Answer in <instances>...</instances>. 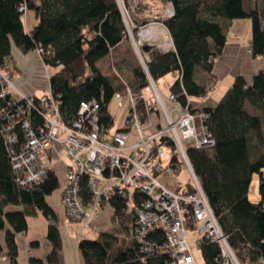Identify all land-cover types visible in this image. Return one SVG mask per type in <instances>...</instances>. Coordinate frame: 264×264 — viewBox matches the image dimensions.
Returning a JSON list of instances; mask_svg holds the SVG:
<instances>
[{"label":"trees","instance_id":"obj_1","mask_svg":"<svg viewBox=\"0 0 264 264\" xmlns=\"http://www.w3.org/2000/svg\"><path fill=\"white\" fill-rule=\"evenodd\" d=\"M160 1L163 6L172 3L174 16L159 20L148 15L141 19L131 13V19L136 29L158 22L168 30L173 50L152 54L147 70L155 81L171 73L180 75L170 92L178 96L182 105L189 99L205 97L211 89L208 83L198 82L197 73H210L214 66L210 59L222 54L227 42L226 23L249 19L252 57L264 59V0ZM23 6L37 20L30 32L26 30L24 12L20 11ZM140 10L149 12L147 6ZM127 38L117 0H0V66H10L15 75L12 46L23 54L43 47V62L52 69L51 91L66 122L77 115L82 102L103 99L101 120L105 125H114L109 105L124 87L102 74L98 62ZM133 74V91L139 93L148 87L147 75L141 68H135ZM247 107L258 114H250ZM205 110L210 114L208 130L215 146L201 151L188 147V156L240 262L255 264L264 256V71L257 73L250 85L243 78H236L218 104ZM32 118L34 122L41 121L37 113ZM1 128L0 123V234H4L0 257L7 256L11 264H18L16 236L28 231L30 217L42 214L52 223L47 235L52 250L45 262L33 259L31 264H59L62 240L58 217L47 198L59 189L60 180L52 170L43 183L31 189L20 187ZM255 175L259 176L258 203L249 199ZM178 191L191 193L193 187L189 183ZM138 201L137 198L135 203ZM111 210L110 227L97 239H79L81 264H169L170 254L149 258L140 251L134 236V205L115 197ZM189 225L194 227L193 218ZM160 236L155 234L158 239ZM200 252L207 264H214L219 248L208 243L200 247Z\"/></svg>","mask_w":264,"mask_h":264},{"label":"built area","instance_id":"obj_2","mask_svg":"<svg viewBox=\"0 0 264 264\" xmlns=\"http://www.w3.org/2000/svg\"><path fill=\"white\" fill-rule=\"evenodd\" d=\"M132 1L137 6L136 0H127ZM166 7V17L174 16L172 3L167 2ZM20 11L26 16V6ZM121 11L135 26L131 19L135 7L123 2ZM35 53L43 60V47ZM216 61V57L210 59L213 64ZM145 73L152 101L144 94L147 88L134 93L125 84L114 99L126 116L123 125L114 129V125L101 120L103 99L82 102L77 115L66 122L52 91L42 97L24 94L16 87L10 66L1 65V133L16 183L24 189L43 183L53 170V156L63 150L70 164L60 181L59 193L70 218L81 225L79 239L87 230L102 232V223L111 220L107 209L115 197H121L135 206L134 236L147 257L170 254L169 264H207L194 254L188 236L191 231L199 249L208 243L218 246L214 264H242L201 188L187 152L188 147L201 151L215 146L208 130L210 114L205 108L193 106L190 99L184 106L176 94L161 92L147 64ZM33 113L41 117L40 122H34ZM166 148L172 153L164 165ZM183 163L191 174V193L172 191L159 179L165 170L179 173ZM255 264H264V256Z\"/></svg>","mask_w":264,"mask_h":264},{"label":"crops","instance_id":"obj_3","mask_svg":"<svg viewBox=\"0 0 264 264\" xmlns=\"http://www.w3.org/2000/svg\"><path fill=\"white\" fill-rule=\"evenodd\" d=\"M27 22L30 23V26ZM25 25L28 32L37 25L34 13L28 10L25 16ZM224 26L227 42L222 54L217 57V61L210 73L203 71L197 73L198 82L208 83L211 89L205 97L191 100V103L195 107L214 108L221 97L231 88L236 78H243L250 85L254 76L264 71V59L252 57L251 21L249 19L234 20L226 23ZM12 57L17 70V73L14 75V82L21 92L34 97H42L51 92L48 68L36 53L23 54L13 45ZM176 77L175 74V79ZM247 111L254 116L258 114L251 107H247ZM69 164L70 160L63 150H58L53 156V171L60 181ZM255 176L252 179L249 199L253 203H258L261 199L259 194V176L257 179H254ZM251 193H254V198L251 197ZM47 202L58 217V229L62 240L59 264H81L78 253L81 225L74 222L66 212L59 189L47 198ZM107 210L112 218L111 208ZM51 224V221L42 214L28 219V231L19 233L16 236V244L19 250L18 264H31V260L33 259L46 261L47 256L52 250V244L47 238ZM102 225L104 226L103 231H105L110 227V222H103ZM0 242L4 244L3 233L0 234ZM0 264H11V261L7 256H2L0 257Z\"/></svg>","mask_w":264,"mask_h":264},{"label":"rangeland","instance_id":"obj_4","mask_svg":"<svg viewBox=\"0 0 264 264\" xmlns=\"http://www.w3.org/2000/svg\"><path fill=\"white\" fill-rule=\"evenodd\" d=\"M117 1L120 9L123 8V2H125L128 6L129 4H131L133 7H135L134 14H138V17L141 19L144 17H148V15H151L149 18L154 17L161 20L167 15V7L163 6L160 0H136L137 6L134 5V1L130 3L127 2V0ZM141 6H147L149 12H142L140 10ZM125 19L124 21L128 37L127 40L125 41V43L117 46L106 58H104L98 64V67L102 74H104L108 79H110L115 85H122L124 87L125 84H127L133 90V70L135 68H141L145 71V65L148 61H150L151 55L156 52H168L169 50L173 49V43H171L170 47L162 49L159 44L150 41L145 36L144 30L146 29V27L152 24H156L162 26L167 31L169 38L172 42L168 30L164 27L162 23L155 22L145 27L136 29V27L132 26V24L128 21L127 17ZM220 22H223V20H220ZM27 24L30 26V23L27 22ZM48 73H52V69L49 68ZM174 82L175 74L171 73L157 80L156 84L159 90L167 95L170 92V87ZM144 94L148 97L150 101H152V92L149 88L144 91ZM109 113L111 114L114 120L113 128H120L123 125L126 112L125 110L118 107L115 99H113L109 105ZM171 153V149H165V155L163 157L164 165L167 164ZM257 177L258 176H255L254 179H257ZM159 179L165 187L172 191H176L178 190V188H184L189 182H191V174L186 164L183 163L181 165V170L179 171V173L173 174L170 170H165L163 173L160 174ZM253 196L254 193H251L252 198H254ZM100 233L101 232L87 230L85 231L83 238L88 240H95L98 238ZM188 236L196 258L201 259L202 257L200 249L193 239L194 233L189 231Z\"/></svg>","mask_w":264,"mask_h":264},{"label":"bare ground","instance_id":"obj_5","mask_svg":"<svg viewBox=\"0 0 264 264\" xmlns=\"http://www.w3.org/2000/svg\"><path fill=\"white\" fill-rule=\"evenodd\" d=\"M131 29V28H130ZM145 36L152 42L159 44L162 49L168 48L171 45V40L167 31L160 25L152 24L146 27Z\"/></svg>","mask_w":264,"mask_h":264}]
</instances>
